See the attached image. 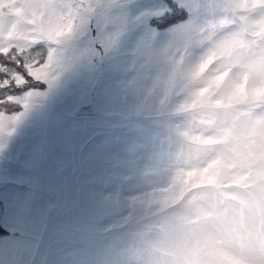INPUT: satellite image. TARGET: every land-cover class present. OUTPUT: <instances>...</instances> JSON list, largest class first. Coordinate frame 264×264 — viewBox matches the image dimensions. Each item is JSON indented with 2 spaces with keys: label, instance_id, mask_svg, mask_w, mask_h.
I'll return each mask as SVG.
<instances>
[{
  "label": "clouds",
  "instance_id": "1",
  "mask_svg": "<svg viewBox=\"0 0 264 264\" xmlns=\"http://www.w3.org/2000/svg\"><path fill=\"white\" fill-rule=\"evenodd\" d=\"M82 4L55 45L39 43L41 62L75 46ZM147 60L158 138L149 170L132 174L124 264H264V10L205 0L192 25L150 42Z\"/></svg>",
  "mask_w": 264,
  "mask_h": 264
},
{
  "label": "rangeland",
  "instance_id": "2",
  "mask_svg": "<svg viewBox=\"0 0 264 264\" xmlns=\"http://www.w3.org/2000/svg\"><path fill=\"white\" fill-rule=\"evenodd\" d=\"M171 1L187 12V18L156 30L150 20L167 13L162 0H83L75 10L79 21L73 34L75 46L49 48L42 64L25 66L27 74L44 89L8 98L28 101L30 107L19 105L20 112L13 115L20 117V122L7 138L5 148L0 149V212L11 202L26 198L33 179L23 171L10 179L8 162L21 154L38 160L51 151V133L60 102L72 92L96 84L107 90L113 103L106 116L112 121L115 135L124 138L119 152L108 159V166L116 169L117 184L100 198L104 216L110 219L97 230L91 251L58 245L53 232L51 247L40 252V264H84L85 260L87 264H124L132 251L124 233L139 198L132 174L150 168L151 156L145 149L158 138L160 115L150 103L153 89L148 84L151 73L147 48L161 33L192 25L205 6V0ZM250 3L264 10V0ZM72 4L73 0H0V51L7 52L9 47L27 51L42 41L55 45L67 31L64 21L73 10ZM15 81L20 85L24 78L17 75ZM246 88L241 85L242 91ZM10 118L0 113V123ZM4 143L0 135V144ZM50 202L57 203L55 194Z\"/></svg>",
  "mask_w": 264,
  "mask_h": 264
},
{
  "label": "snow or ice",
  "instance_id": "3",
  "mask_svg": "<svg viewBox=\"0 0 264 264\" xmlns=\"http://www.w3.org/2000/svg\"><path fill=\"white\" fill-rule=\"evenodd\" d=\"M165 8L167 14L162 18L173 12L167 0ZM0 55L6 57V63H0L4 70L0 73V105H22L28 109V101L8 99L22 96L29 83L23 58L12 54L11 47ZM17 75L25 79V85L16 83ZM16 89H20L18 94ZM112 103L108 91L98 84L72 92L60 102L51 133V151L38 160L21 154L8 162L10 179L21 171L33 179L30 194L0 212V228L5 230L0 235V264H40V252L51 247L53 232L58 245L91 251L97 230L110 219L104 216L100 198L117 184L116 169L108 166V159L124 143L123 137L115 135L112 121L106 116ZM13 113H5L11 118L0 123V135L5 141L0 149L5 148L7 138L20 122V117ZM54 194L55 204L50 202Z\"/></svg>",
  "mask_w": 264,
  "mask_h": 264
},
{
  "label": "trees",
  "instance_id": "4",
  "mask_svg": "<svg viewBox=\"0 0 264 264\" xmlns=\"http://www.w3.org/2000/svg\"><path fill=\"white\" fill-rule=\"evenodd\" d=\"M164 3L166 0H162ZM168 5L172 8V13H170L167 17L162 18L167 13L150 20V25L154 27L156 30H164L172 25H175L179 22L184 21L187 18V12L181 8H178L171 0H167ZM41 48V45L33 46L27 51H16L15 49H12V54H18L23 58L24 68H25V79L29 81V83L25 86V91L23 94L29 90H43L44 86L36 81H33L32 78L27 74V64H31L33 66L40 65L44 62H41V58L39 55V50ZM6 52H1L0 54H3ZM6 57L4 55H0V63H6L4 60ZM12 68L9 66L8 71L11 72ZM19 71V69H17ZM4 70L0 69V73H2ZM25 79L24 83L20 85H25ZM2 92V90H0ZM20 92V89H16V94ZM19 97V96H14ZM21 107L19 105H10L9 107H5L4 105H0V113L8 114L10 112H14L13 114H16L20 112ZM5 111V113L3 112ZM5 230L3 228H0V235H3Z\"/></svg>",
  "mask_w": 264,
  "mask_h": 264
}]
</instances>
